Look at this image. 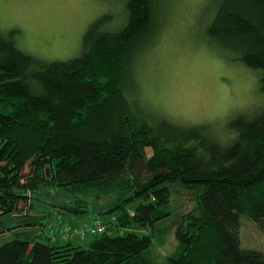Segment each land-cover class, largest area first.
<instances>
[{
    "label": "trees",
    "instance_id": "trees-1",
    "mask_svg": "<svg viewBox=\"0 0 264 264\" xmlns=\"http://www.w3.org/2000/svg\"><path fill=\"white\" fill-rule=\"evenodd\" d=\"M160 2L124 0L121 24L102 29L105 15L66 60L24 51L16 29L0 30V234L46 185L70 192L75 212L88 210L84 196L105 197L96 217L110 216L86 247L16 236L0 245V264H264L240 237L243 216L264 231V106L229 121L228 144L201 124L157 121L135 95L132 67L138 42L151 44L161 26ZM207 37L257 71L264 94V0H222ZM177 183L197 204L173 221L179 250L158 261L153 233L118 229L165 219Z\"/></svg>",
    "mask_w": 264,
    "mask_h": 264
},
{
    "label": "rangeland",
    "instance_id": "rangeland-1",
    "mask_svg": "<svg viewBox=\"0 0 264 264\" xmlns=\"http://www.w3.org/2000/svg\"><path fill=\"white\" fill-rule=\"evenodd\" d=\"M221 1L161 0V26L151 44L138 42L144 46L137 49L132 70L135 95L157 121L166 118L181 126L201 124L228 144L233 139L229 121L263 108L264 94L258 72L234 60L231 49L207 37V27ZM124 13V0H0V30L7 34L16 29L14 38L24 51L46 60H66L81 54L85 37L101 18L113 16L100 24L102 29H111L121 24ZM29 194L30 209L23 204L22 214L4 217L13 227L0 234V245L20 236L71 240L86 247L94 236L83 237L77 230L97 223L105 230L108 226L110 216L96 217V210L108 205L105 197L88 194L83 197L90 205L88 210L75 212L70 210L73 196L65 189L46 185ZM195 196L194 190L174 184L166 207L170 215L153 228L129 226L118 232L153 233L152 256L167 260L180 246L173 221L193 210ZM241 221L242 246L264 251V231L247 216Z\"/></svg>",
    "mask_w": 264,
    "mask_h": 264
},
{
    "label": "built area",
    "instance_id": "built-area-1",
    "mask_svg": "<svg viewBox=\"0 0 264 264\" xmlns=\"http://www.w3.org/2000/svg\"><path fill=\"white\" fill-rule=\"evenodd\" d=\"M105 231V226L102 223H97L94 225H88L85 227H81L77 232L81 234V236H87L92 234H98Z\"/></svg>",
    "mask_w": 264,
    "mask_h": 264
}]
</instances>
